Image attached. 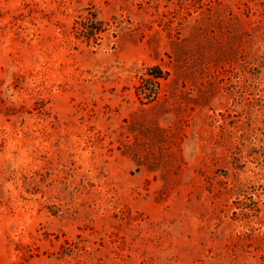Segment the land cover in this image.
I'll list each match as a JSON object with an SVG mask.
<instances>
[{"label": "rangeland", "instance_id": "374dc122", "mask_svg": "<svg viewBox=\"0 0 264 264\" xmlns=\"http://www.w3.org/2000/svg\"><path fill=\"white\" fill-rule=\"evenodd\" d=\"M0 264H264V0H0Z\"/></svg>", "mask_w": 264, "mask_h": 264}, {"label": "trees", "instance_id": "16d2710c", "mask_svg": "<svg viewBox=\"0 0 264 264\" xmlns=\"http://www.w3.org/2000/svg\"><path fill=\"white\" fill-rule=\"evenodd\" d=\"M95 18H97V15ZM148 71L151 77L150 79L159 78L161 76L164 77L169 74L168 71H164L160 65H154Z\"/></svg>", "mask_w": 264, "mask_h": 264}]
</instances>
